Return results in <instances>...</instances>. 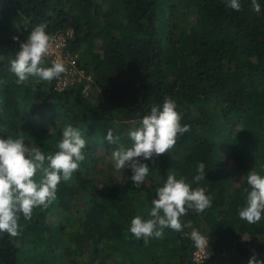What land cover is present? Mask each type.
Wrapping results in <instances>:
<instances>
[{
	"label": "trees",
	"instance_id": "16d2710c",
	"mask_svg": "<svg viewBox=\"0 0 264 264\" xmlns=\"http://www.w3.org/2000/svg\"><path fill=\"white\" fill-rule=\"evenodd\" d=\"M256 2L259 12L252 0H240L241 11L226 0H0V136L20 131L46 155L57 151L67 125L87 141L84 161L61 180L52 205L35 209L30 221L20 214L18 236L0 234V264H196L190 228H166L147 243L129 231L133 217L150 218L169 174L212 198L205 212L181 217L209 237L214 254L203 264H248L253 253L264 259V215L249 224L238 214L250 190L247 173L264 176V0ZM42 23L48 34L74 29L72 46L94 78L91 97L81 88L58 92L55 79L16 84L10 61ZM44 66L51 64L44 59ZM166 97L190 131L171 151L142 160L147 185L134 186L127 167L124 181L101 179L96 150L110 145L108 129L130 147L128 133ZM200 162L206 177L197 184Z\"/></svg>",
	"mask_w": 264,
	"mask_h": 264
},
{
	"label": "clouds",
	"instance_id": "9594fccd",
	"mask_svg": "<svg viewBox=\"0 0 264 264\" xmlns=\"http://www.w3.org/2000/svg\"><path fill=\"white\" fill-rule=\"evenodd\" d=\"M253 8L260 11V5L252 0ZM226 6L241 11L240 0H226ZM14 40L20 41L19 36ZM53 41L46 32V24L35 26L26 40L20 41L15 58L10 61L9 71L15 75L16 84H27L30 78L51 82L59 79L67 72V67L60 59L52 61L51 66H44V58L52 54ZM182 114L177 110L176 102L166 97L162 108L151 107L140 126L131 130L128 135L132 141L130 147L118 144L119 136L108 129L105 140L110 145H117L111 155L117 171L130 168L131 182L136 187L144 185L150 167L147 161L171 151L180 136L190 131V126L181 124ZM20 131L8 138L0 136V234L7 233L12 237L20 234L18 223L20 214L25 220H31L37 208L46 210L57 199L58 185L71 179L80 163L84 161V149L87 141L80 129L67 125L63 129L62 139L56 145L57 151L45 154ZM47 162V165H46ZM194 183L199 184L206 177L205 164H197ZM37 173L40 174L36 179ZM250 190L247 191L246 205L239 210L241 220L256 224L264 215V176L251 169L246 176ZM103 187V185L101 186ZM156 197L152 200L149 211L150 218L145 220L140 215L132 218L129 231L137 239L145 243L150 238L162 239L164 229L181 232L190 228V238L198 254L204 259L208 256L209 237L192 225V221L182 223L181 217L188 210L203 213L212 205V198L205 187L193 188L183 178L177 179L169 174L166 182L156 188ZM248 264H264L253 253Z\"/></svg>",
	"mask_w": 264,
	"mask_h": 264
},
{
	"label": "built area",
	"instance_id": "2783aa9c",
	"mask_svg": "<svg viewBox=\"0 0 264 264\" xmlns=\"http://www.w3.org/2000/svg\"><path fill=\"white\" fill-rule=\"evenodd\" d=\"M49 35L53 41L52 54L44 59L48 60L50 64L53 60L60 59L67 67V72L62 74L59 79H55L54 89L58 92H64L71 88H81L84 97H91L94 91V78L81 66V53L72 46L75 37L74 29H60L49 33ZM201 233L207 236L205 233ZM207 252L208 256L204 259V255L198 254V250L194 246L193 260L196 264H203L213 256L214 250L210 242Z\"/></svg>",
	"mask_w": 264,
	"mask_h": 264
},
{
	"label": "rangeland",
	"instance_id": "374dc122",
	"mask_svg": "<svg viewBox=\"0 0 264 264\" xmlns=\"http://www.w3.org/2000/svg\"><path fill=\"white\" fill-rule=\"evenodd\" d=\"M195 20V17H191V21ZM94 92V91H93ZM116 147L110 146V145H105L104 147H100L96 150V155L98 156V169H100V178L106 180V175H113L115 178H118L120 180H126L125 172L124 169H121L117 171L115 169V161L112 158V151ZM226 165L228 167L232 166L233 160L230 159L227 155L224 156ZM244 179V172H238L235 174L234 177V184L236 186H239ZM147 185V183H145ZM80 203L82 205V208L85 206L86 203L84 200L81 201ZM84 207V208H85ZM69 260L68 258H66ZM65 259V263H67V260ZM108 264H116L114 261H109Z\"/></svg>",
	"mask_w": 264,
	"mask_h": 264
}]
</instances>
